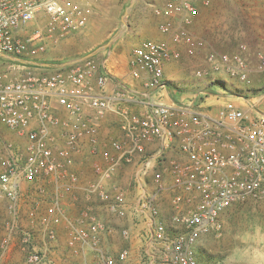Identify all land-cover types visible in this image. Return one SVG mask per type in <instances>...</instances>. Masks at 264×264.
<instances>
[{"label":"built area","instance_id":"built-area-1","mask_svg":"<svg viewBox=\"0 0 264 264\" xmlns=\"http://www.w3.org/2000/svg\"><path fill=\"white\" fill-rule=\"evenodd\" d=\"M97 2L0 0V56L42 64L53 47L89 24ZM211 5L212 0H164L154 7L163 39L141 42L130 59L135 79L141 78V71L151 74L145 90L165 89L167 65L207 50L194 28L199 7ZM249 54L246 45L232 53L208 51L196 78L214 81L225 76L251 88ZM256 59V71L264 75V52ZM1 60L11 64L0 72V197L10 202L18 219L26 188L44 196L42 183L47 182L53 199L40 219L38 205L31 213V226L42 227L43 249L35 246L34 229L14 221L6 224L0 261L10 250L13 234H19L27 252L25 264H56L47 246L56 242V228L64 223L69 245L77 246L85 262L92 253L95 260L90 264H127L128 250L116 259L101 249L103 236L111 230L90 206L71 218L62 203L79 188L125 218L128 196L115 179L127 167L135 169L140 196L132 211L146 221L141 236L149 264H203L196 247L203 237L221 231L222 214L238 202L264 197V113L234 101L249 103V95L225 92L226 102L214 112L203 107L210 97L206 90L186 104L154 102L151 93L118 79L97 57L50 74L38 72L42 66ZM224 94L213 96L220 99ZM135 103L144 111L133 112L130 106ZM111 114L119 119L122 136L101 144V122ZM5 130L22 144L6 140ZM78 158L89 162L96 176L82 187L74 170ZM146 180L151 181L149 187ZM165 197L168 219L157 204ZM122 236L129 240L130 230H123Z\"/></svg>","mask_w":264,"mask_h":264},{"label":"rangeland","instance_id":"rangeland-1","mask_svg":"<svg viewBox=\"0 0 264 264\" xmlns=\"http://www.w3.org/2000/svg\"><path fill=\"white\" fill-rule=\"evenodd\" d=\"M132 2L133 0H99L89 24L83 30L67 37L58 46L53 47L43 56L41 63L62 65L82 59L105 47L121 32L122 34L112 42L108 49L100 52L96 56L97 58H101L102 54H107L108 50L116 46V56L125 55L131 59L133 49L141 42L147 40L158 41V35H160L158 31L159 20L155 17L153 10L154 7L162 4L164 0H136L134 7L126 16V11ZM203 8L208 9V12L206 15L200 13V20L197 22L194 31L199 38L205 41L207 50L201 52L195 58H184L182 60V63H185L186 78H193L197 70L203 67L208 51L232 53L237 51L241 45H246L250 53V63L253 62L259 52H264V0H215L210 7ZM40 69V72L50 74L59 68L41 67ZM7 70H9V67L6 65L0 66V72ZM221 82L227 88L226 92L228 93L244 88L237 81H233V83L231 80ZM219 83L217 82V85H221ZM260 84L256 83L255 87ZM207 92L212 96L218 94L220 90L218 87L213 86ZM228 96V94H224L223 97L227 98ZM255 99L256 105L258 104L264 109V92ZM197 103L199 104L200 101ZM3 136L6 140L14 141L20 145L23 142L8 130H5ZM118 177L119 179L116 177L115 183L127 192L128 203L131 202L134 207L140 196L139 189H137L134 181L135 169L124 168L118 174ZM146 181L149 187L151 181ZM42 184L47 190V194L44 196L28 191L29 189L26 188V194L21 202L20 219L14 216L10 202L0 197V243L7 235L6 224L14 221L21 223L22 220H24L22 221L24 225L30 224L31 219L27 221V218L24 217L23 213L25 211L30 209L32 212L38 205L40 217L45 215L46 208L52 203L53 188L47 182ZM62 201L68 216L76 218L77 215L74 216L71 209H69L67 196ZM159 202L168 205L169 199L165 197L163 200L159 199ZM82 204L90 206L111 230V233L101 240L100 246L105 254L117 259L124 250H128L127 264H149L150 261L146 255L147 246L142 241L140 234L138 238L135 236L136 234L133 235L127 219L114 216L108 211L106 204L94 196L90 198L84 196ZM134 217V224L146 223L141 217L136 215ZM134 217L132 216V218ZM116 219L119 221L118 225L113 224ZM37 221H39L38 218ZM220 223L221 231L203 237L196 247V255L201 263L264 264V197L248 198L234 204L222 214ZM125 229L130 230L131 237L129 240L124 239L122 236V231ZM63 230L65 232L64 236L59 235L57 231L56 242L47 246L49 257L52 256L56 264H90L93 262L95 255L89 253L85 262L79 254L77 246L72 247L69 245L66 226ZM15 237L20 238V235L13 234L12 239ZM136 241L139 242L136 243ZM35 246L40 250L43 249L44 243H37ZM9 251L5 258L0 261V264L26 263L27 252L23 250L20 243L15 244V242H12ZM16 254L18 258L14 259L13 257ZM155 264H159V262Z\"/></svg>","mask_w":264,"mask_h":264},{"label":"crops","instance_id":"crops-1","mask_svg":"<svg viewBox=\"0 0 264 264\" xmlns=\"http://www.w3.org/2000/svg\"><path fill=\"white\" fill-rule=\"evenodd\" d=\"M99 2V0H98ZM97 2V3H98ZM215 2V0H212V4ZM95 4V9L94 12L96 11V8L98 6V4ZM199 11L201 14L206 15L208 12V9L203 8L202 6L199 7ZM200 20V14L198 19L196 20V24L197 22ZM196 27V25H195ZM158 39L161 40L163 39V36L160 34L158 35ZM117 47L115 46L114 48H111L110 50H108L107 54H102L101 58H99V60L105 62L106 64V68L107 70L112 73L115 77H117L118 79L124 81L127 85L137 88L140 91H147L145 90V83L149 80H151V74H149L147 71H141V78L140 79H135L132 75V71H133V67L130 65L129 59L127 56L122 55V56H116L115 51H116ZM184 58H187L186 56H184L180 61H177L175 63L169 64L165 67V81L167 83V87L165 89H161L158 91H150L148 93H151V99L154 102H158V103H162V104H186L191 102V100L198 95L199 93H202L204 90L208 91V89H211L213 86H216L219 88L220 92L219 94H224L227 90L222 88L221 85H217V82L222 83L221 81H228L229 79H227L225 76L223 77H218L216 79H214V81H210L208 79H198L196 78V75L193 78H186V71H185V63H182V60ZM5 61V60H4ZM43 61V59L41 60ZM11 63L9 62H3L0 59V66H7L9 67ZM184 64V65H183ZM205 65V64H204ZM203 65V66H204ZM251 66V73H252V79H253V85L252 87L249 88H244L241 90H236L234 91H230L232 92V94L235 95H249V103H245L242 100H240L239 98H234V101L238 104L241 105L243 108L248 109L251 106L255 107L257 110H261L262 113H264V109L260 106H258V104L256 105L255 102V97L259 96V94H261L262 92H264V75L257 73L256 71V66H257V59L256 57L254 58L253 62L250 63ZM202 68V67H201ZM37 71H41V69H37ZM198 71V70H197ZM261 79V80H259ZM233 81L235 82V80H231V82L233 83ZM260 84L259 86L255 87V84ZM113 85H109L108 86V91H107V95L111 94V89H112ZM173 95H175L173 97ZM138 101H141V99H139ZM205 101V100H204ZM226 102V98H220L217 99L215 96H210L208 99H206L205 103L203 104V107H205L207 110L211 109L212 111L216 112L218 110L219 107L223 106L224 103ZM132 111L135 113H141L144 111V107L140 104V103H135L133 105L130 106ZM122 136V133L120 131L119 128V119L117 118V116L111 114L109 115L107 118H105L102 122H101V129H100V133H99V139L101 144H105L106 142H110L111 140L114 139H120ZM109 150V149H107ZM110 151V150H109ZM171 157H177V155L175 153L170 154ZM74 170L79 174L80 177V187L82 186H86L87 184H89L91 181H94L96 179V176L94 175L92 169H91V164H89V162H83V160L81 158H78V162L77 164H75ZM117 179H119V177L117 176ZM122 183V182H121ZM123 184V183H122ZM126 192V191H125ZM127 193V192H126ZM84 193L82 190H80L79 188L77 190H75L74 192L68 194L67 199H68V204H69V209H71V213L74 216H78L81 211L83 210V208L86 207V205L82 204L83 203V197H84ZM80 199H79V198ZM129 201V198L127 199ZM78 201V202H77ZM161 209V214L164 218H167L170 216L171 211L169 208V203L168 205H166L165 203H161L158 202L157 203ZM126 213L127 216L125 218L122 219H127V222L129 224V227L132 229V233L133 235L136 234L135 236H137L140 234L141 236V231L145 228L146 224H139L136 225L134 224V220H135V214L132 211V205L131 202H129L126 206ZM30 210V209H29ZM25 211L24 217L27 218V221L29 219H31V210L30 211ZM42 215V213H41ZM115 216V215H114ZM132 216L134 218H132ZM40 219V216H38ZM37 217V218H38ZM119 218V217H118ZM24 221V220H22ZM20 223L21 228L24 229H34V234H35V244L37 243H44L45 244V240H44V236H43V232L41 230V225L40 223H37V226L30 227V224L28 223L27 225H24V223ZM39 222V221H38ZM115 223V225L119 224V221L116 219L113 224ZM65 226L60 225L57 227V231L59 235L64 236L65 232L64 229ZM134 230V231H133ZM106 236V235H104ZM103 236V237H104ZM135 238V239H137ZM12 242H15V244H19L20 243V238L15 237L12 239ZM11 242V244H12ZM139 241H136V243H138ZM10 252V251H9ZM14 259L18 258V255L16 254L15 257H13ZM51 259L53 261L54 258L51 256Z\"/></svg>","mask_w":264,"mask_h":264},{"label":"water","instance_id":"water-1","mask_svg":"<svg viewBox=\"0 0 264 264\" xmlns=\"http://www.w3.org/2000/svg\"><path fill=\"white\" fill-rule=\"evenodd\" d=\"M136 0H133L131 6L127 9L126 11V16L128 15V13L130 12V10L134 7V4H135ZM122 34L119 33L118 36H120ZM116 36L115 38H113L109 44H107L105 47H102L100 49H98L97 51H95L94 53L82 58V59H79V60H75V61H72V62H68V63H65V64H62V65H55V64H38V63H32V62H24V61H21L20 59H17V58H12V57H8V56H0V59H6V60H9V61H12V62H21V63H25V64H31V65H38V66H42V67H55V68H59V69H63V68H67V67H72V66H76L82 62H84L85 60L87 59H90V58H93V57H96L100 52H102L103 50H106L110 47V45L112 44V42H114L117 37ZM221 84V87L226 89V87L223 85V83H219ZM227 90V89H226Z\"/></svg>","mask_w":264,"mask_h":264}]
</instances>
